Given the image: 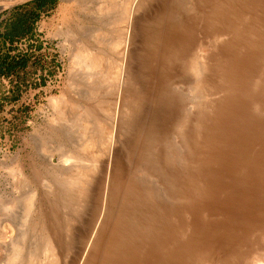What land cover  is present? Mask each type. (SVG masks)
<instances>
[{
    "label": "rangeland",
    "instance_id": "1",
    "mask_svg": "<svg viewBox=\"0 0 264 264\" xmlns=\"http://www.w3.org/2000/svg\"><path fill=\"white\" fill-rule=\"evenodd\" d=\"M33 1L0 0V264H264V0Z\"/></svg>",
    "mask_w": 264,
    "mask_h": 264
},
{
    "label": "bare ground",
    "instance_id": "2",
    "mask_svg": "<svg viewBox=\"0 0 264 264\" xmlns=\"http://www.w3.org/2000/svg\"><path fill=\"white\" fill-rule=\"evenodd\" d=\"M128 1H129V0H128ZM128 5H129V4H128ZM127 9H128V8H127ZM125 11H126V10H125ZM125 13L127 14V12H125ZM127 15H128V14H127ZM126 19H127V18H126ZM122 20H123V19H122ZM99 44H100V43H99ZM117 46H118V45H117ZM116 48H117V47H116ZM83 51H87V52H81V56H80V57L82 58V60H83L84 62L87 61V62H86V63H87L86 65H87L88 67H89L88 63H90V67H91V65H92V66H94V69H95V67L98 66L97 64H98V63L100 64V60H99V59H101V58H99V56H98L97 54H96L97 56H93V54L91 53L92 50H91V51H88L87 49H85V47L83 48ZM100 51H101V50H100ZM94 52H95V51H94ZM94 52H93V53H94ZM77 56H78V55H77ZM78 57H79V56H78ZM100 57H101V56H100ZM102 59H103V58H102ZM102 59H101V60H102ZM83 61H81V62H83ZM84 62H83V63H84ZM101 64H102V63H101ZM101 64H100V65H101ZM109 64H110V63H109ZM117 64H118V63H117ZM120 64H121V63H120ZM110 65H111V64H110ZM113 66H114V65H113ZM85 67H86V66H85ZM101 67H102V66H101ZM116 67H117V65H116ZM103 68H104V67H103ZM108 68H110V67H108ZM108 68H107V69H108ZM114 68H115V67H114ZM114 68H110V69H111V72L108 71V74H109V73H111V75L114 74V75H113V78L116 77V74H117V76H119V75H118V72H119V69H118V68H117L118 70H116V68H115V70L117 71L116 74H115L114 71H113L114 73L112 72V69L114 70ZM91 69H92V68H91ZM110 69H109V70H110ZM106 75H107V74H106ZM109 75H110V74H109ZM111 75H110V76H111ZM110 79H111V78H110ZM95 118H96V117H95ZM96 120H97V119H96ZM98 120H99V119H98ZM96 123H97V122H96ZM100 127H101V125H100ZM97 128H98V127H97ZM104 128H105V127H104ZM100 129H101V128H100ZM109 129H110V128H109ZM105 131H107V130L105 129ZM105 131L103 130V133H104ZM109 131H110V130H109ZM107 133H108V132H107ZM109 133H110V132H109ZM104 136H105V135H104ZM109 136H111V135L109 134L107 137L110 138ZM92 137H93V136H92ZM99 137H100V136H99ZM105 139H106V138H105ZM98 141H99V140H98ZM84 143H85V142H84ZM89 143H90V144H91V143L93 144V142H89ZM96 143H98V142H96ZM85 144H86V143H85ZM96 145H97V144H96ZM96 145H95V146H96ZM104 145H105V144H104ZM91 146H92V145H91ZM87 147H89V144L85 145V148H87ZM89 153H90V152H89ZM93 157H94V156H93ZM52 255H53V254H52ZM14 256H15V255H14ZM15 257H16V256H15ZM50 257H51V256H50ZM29 259H30V258H29ZM55 259H56V258H55ZM45 260H47V259H45Z\"/></svg>",
    "mask_w": 264,
    "mask_h": 264
},
{
    "label": "trees",
    "instance_id": "3",
    "mask_svg": "<svg viewBox=\"0 0 264 264\" xmlns=\"http://www.w3.org/2000/svg\"><path fill=\"white\" fill-rule=\"evenodd\" d=\"M32 3H36L35 2V0L32 2ZM52 4V2L50 1V2H39V4H38V8H45V7H47V6H50ZM28 30V29H27ZM1 72V71H0Z\"/></svg>",
    "mask_w": 264,
    "mask_h": 264
}]
</instances>
